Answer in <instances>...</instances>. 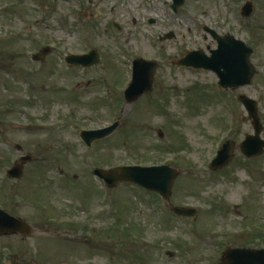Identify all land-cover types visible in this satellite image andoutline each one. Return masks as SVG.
Wrapping results in <instances>:
<instances>
[{"label":"rangeland","instance_id":"rangeland-1","mask_svg":"<svg viewBox=\"0 0 264 264\" xmlns=\"http://www.w3.org/2000/svg\"><path fill=\"white\" fill-rule=\"evenodd\" d=\"M247 1L184 0L175 11L173 0H0V208L32 228L0 235V264H219L230 247L264 248V154L239 148L254 132L241 95L257 100L264 125V0L246 17ZM205 27L254 48L251 85L223 90L215 72L178 65L217 46ZM93 49L99 64L67 63ZM141 57L159 62L154 88L129 103ZM117 121L90 147L80 136ZM227 138L236 156L214 170ZM18 163L23 175L10 178ZM163 163L178 171L169 202L93 172ZM187 205L195 218L171 210Z\"/></svg>","mask_w":264,"mask_h":264},{"label":"water","instance_id":"water-1","mask_svg":"<svg viewBox=\"0 0 264 264\" xmlns=\"http://www.w3.org/2000/svg\"><path fill=\"white\" fill-rule=\"evenodd\" d=\"M183 3L184 0H175L174 9L177 10ZM252 11L253 4L247 2L243 7V14L249 16ZM206 30L211 32L218 41V48L211 50V55H208L203 49L191 51L180 61V65L194 66L216 72L220 78L219 83L225 88L250 84L256 72V67L250 59L253 48L231 34L220 35L211 28H206ZM167 37L172 38L173 34H169ZM49 52V48L42 49L40 53L34 54L33 58L42 61ZM67 60L72 64L90 67L100 62V53L98 50H91L84 55H70ZM157 68L158 63L156 61L142 58L135 60L133 80L125 91V97L129 103L153 90ZM241 101L246 106L255 127V134L247 135L246 140L241 144V150L247 157L258 156L264 152V139L261 137L263 125L258 116V103L245 95L241 97ZM118 126L119 122L104 129L85 130L82 131L81 136L90 146L94 141L111 135ZM235 150L236 144L233 141H227L213 160L212 168L219 169L228 165L235 155ZM30 159V156H23L20 162L23 163ZM23 172L24 167L20 163L8 170L11 178H20ZM95 173L104 179L110 187H115L122 182H132L150 191L160 193L165 200H169L178 177L177 169L167 164L120 166L110 170L98 168ZM172 209L179 216L196 217L198 214V210L193 206H173ZM17 232L28 235L31 232V226L24 219L0 208V235ZM219 264H264V248H229L224 252L223 259Z\"/></svg>","mask_w":264,"mask_h":264}]
</instances>
